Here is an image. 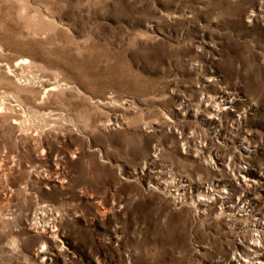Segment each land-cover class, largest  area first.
<instances>
[{"label": "rangeland", "instance_id": "374dc122", "mask_svg": "<svg viewBox=\"0 0 264 264\" xmlns=\"http://www.w3.org/2000/svg\"><path fill=\"white\" fill-rule=\"evenodd\" d=\"M260 2L0 0V264H264Z\"/></svg>", "mask_w": 264, "mask_h": 264}, {"label": "bare ground", "instance_id": "6f19581e", "mask_svg": "<svg viewBox=\"0 0 264 264\" xmlns=\"http://www.w3.org/2000/svg\"><path fill=\"white\" fill-rule=\"evenodd\" d=\"M264 8V0H261V2H260V10H262ZM252 17H254V19H255V17H257V13L256 12H253L252 13V15H251ZM235 100L232 98V97H225V99H224V104H223V106H224V109L225 108H230V107H233V104H235V102H234ZM259 242V240H255V243L257 244ZM45 243V242H44ZM253 252L254 253H256V254H258V253H261V251H260V249L258 248V245H255V250H253ZM42 253V252H41ZM257 264V263H256ZM258 264H263L262 262H258Z\"/></svg>", "mask_w": 264, "mask_h": 264}]
</instances>
